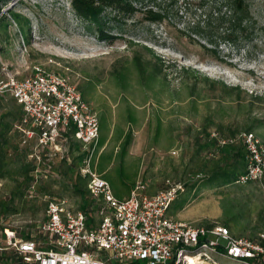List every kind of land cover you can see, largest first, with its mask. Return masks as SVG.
Segmentation results:
<instances>
[{"label": "rangeland", "instance_id": "374dc122", "mask_svg": "<svg viewBox=\"0 0 264 264\" xmlns=\"http://www.w3.org/2000/svg\"><path fill=\"white\" fill-rule=\"evenodd\" d=\"M70 1L11 0L2 9L1 14L7 21L1 20L3 16L0 15V79H4L6 73L22 76L30 73L33 65H43L66 75L77 88L91 82L92 88L88 92L91 95L88 100L90 107L98 117L104 118L108 132L113 130L119 133V130L125 131L130 127L132 133H136V142L131 145L136 153H139L137 133H154L157 110H163L161 133H189L190 125H198L197 119L174 114L177 103L170 101V95L179 86L175 79L178 65H188L197 70L189 75L191 79L196 77L202 80L206 77L209 80L241 85L249 93L253 91L264 94V0H247L255 29L254 43L240 50L222 45L219 53L222 62L180 35L179 30L186 31L188 21L199 18V10L189 6L190 0H131L140 11L129 18L121 17L119 25L111 29L112 33L122 37L113 45L98 40L86 28L75 15ZM11 9L20 13L27 23L24 20L19 23L12 18L8 12ZM158 15L162 18L159 19ZM151 17L157 18L153 20ZM129 39L131 44L127 42ZM141 45L152 49V53L144 50ZM134 53L151 61V55L154 54L166 64L173 65L168 68L169 82H155L152 84L154 90L145 91L134 73L130 87L121 89L112 77V63L120 57L128 59ZM199 85L205 86L202 82ZM182 93L185 95V90ZM6 98L11 99L8 95ZM182 106L187 108L185 103ZM128 109L136 117L135 124L127 123ZM257 111L258 116L264 117V104ZM8 133L14 132L11 130ZM254 133L264 145V128ZM7 135L11 137V134ZM19 138L16 136L15 140ZM158 141L161 146L168 144L164 134H161ZM59 144L58 148L50 149L52 158L49 171H42L43 165H39L37 179L24 197L20 213L7 212V218L2 221L7 230H30L34 234L44 217L47 199L52 197L66 198L69 205L77 208L79 199L72 191L71 184L75 180L76 171L81 172L86 161L79 160L77 150L64 141ZM16 183L15 179L0 180V199L11 195ZM262 187L264 179L261 183L252 181L219 189L202 188L197 194L201 201L193 206V211L198 215L197 218L210 217L207 220L212 225L229 226L242 221L251 224L261 203L264 205ZM236 213L238 220L233 218ZM202 220L193 223L200 225ZM3 239L4 236L0 234V246ZM0 252V264H19L11 250L2 249ZM103 258L105 264H113L115 261L108 255ZM209 263L241 264L225 257H218L215 263Z\"/></svg>", "mask_w": 264, "mask_h": 264}, {"label": "built area", "instance_id": "2783aa9c", "mask_svg": "<svg viewBox=\"0 0 264 264\" xmlns=\"http://www.w3.org/2000/svg\"><path fill=\"white\" fill-rule=\"evenodd\" d=\"M51 61V60H50ZM8 94L22 107L17 125L21 144L31 140L28 159L33 161L35 180L39 165L48 172L51 148L59 147L60 127H73V135L94 150L99 137V118L70 79L43 65H33L22 76L6 73L0 79V96ZM216 134V133H215ZM213 134V135H215ZM246 149L245 171L237 183L264 179V145L254 132L241 133ZM224 143V141H221ZM87 190L98 203L97 222L87 225L83 211L66 198H49L44 218L37 226V238L24 239L5 229L4 247L24 264H105L104 255L119 264L140 259L145 264H211L216 258L241 264H264V229L257 239L238 237L227 226L194 224L172 219L167 210L184 191L181 181L167 179L165 187L147 194L136 183L125 198H117L107 180L89 166ZM264 200V187H262ZM1 248V247H0Z\"/></svg>", "mask_w": 264, "mask_h": 264}, {"label": "trees", "instance_id": "16d2710c", "mask_svg": "<svg viewBox=\"0 0 264 264\" xmlns=\"http://www.w3.org/2000/svg\"><path fill=\"white\" fill-rule=\"evenodd\" d=\"M10 1L0 0V15H2V9ZM70 4L75 15L85 24L86 28L95 34L98 40L107 42L109 45H113L116 40L122 38L116 33H112L111 30L119 25L120 18L132 17L140 11L131 0H71ZM190 5L195 10H199V18L188 21L186 23L187 32L179 30V33L189 42H195L214 59L222 62L219 55L222 45L240 50L241 48L246 49L249 44L254 43L255 29L252 26V13L247 0H190ZM8 12L17 22L21 23L24 20L27 23L20 13L14 12L13 9ZM2 16L1 20L7 21V18ZM158 17L162 18L161 15ZM155 18L157 17L152 19L156 20ZM190 35L196 37L197 40ZM127 42L132 43L130 39ZM141 46L147 52L152 53V49L149 47ZM151 57L153 61L134 53L128 59L120 57L114 61L111 72L118 86L125 90L129 88L134 73L145 91L154 90L152 84L155 82H169L170 71L168 68L173 65L166 64L164 60L157 58L154 54ZM176 70L175 79L179 86L173 89V93L170 95V101L177 103L174 114L199 120L198 125L193 123L189 127V133H195L194 147L189 162L194 164L197 174L201 172L206 174L194 185L200 188L219 189L239 184L236 180L244 173L246 166V149L240 135L264 128V117L257 115V109H261L264 104V94L253 91L249 93L241 85L228 84L214 79L209 80L206 77H203L202 80L196 77L191 79L189 75L194 74L197 70L188 65H178ZM201 82L205 84L204 87H200ZM91 84L89 82L78 87L83 98L91 90ZM183 90H185V95L182 93ZM6 95L8 94L0 96V180L15 179L17 183L11 191V195L0 199V234L2 237L5 236L4 230L6 229V226L2 225V221L7 218L8 211L20 213L22 210V201L35 181L33 171L36 167L33 161L28 159L32 141L21 145V133L17 128L23 115L22 107L10 95L8 96L11 99L8 100ZM183 103L187 105V108L182 106ZM162 111L157 110L155 113L154 133L162 131L164 121ZM98 118L100 132H108L104 118ZM127 123L129 125L136 123V117L130 109L127 111ZM71 128L74 131L73 127ZM11 130L14 133H8ZM118 132H122V130ZM125 133L121 145L122 154L126 152L130 144L131 128L129 127ZM211 133H216V136H212ZM7 134H11V137ZM16 136L20 137L17 141L15 140ZM219 140L224 143H219ZM75 149L79 160L83 159L82 162H84L86 153L80 152L78 148ZM76 172L75 180L71 184L72 191L79 199L76 209L84 212L87 225L92 227L97 222L98 203L88 193V175H81L79 170ZM237 217L238 213L233 214L234 219L238 220ZM201 224L212 225L206 220ZM226 226L229 228L228 224ZM12 230L20 238L38 237L36 234L33 237L30 230ZM249 238L255 240L258 236ZM0 247H4V239ZM13 256L19 264H24L20 258L15 257L14 254ZM113 264L119 263L114 261ZM122 264H145V261L135 259Z\"/></svg>", "mask_w": 264, "mask_h": 264}, {"label": "crops", "instance_id": "0c3cea01", "mask_svg": "<svg viewBox=\"0 0 264 264\" xmlns=\"http://www.w3.org/2000/svg\"><path fill=\"white\" fill-rule=\"evenodd\" d=\"M83 99L88 103L91 95ZM125 132L126 130L119 133H114L113 130L107 133L99 132L98 141L91 156L87 145L74 137L72 128L60 127L58 141H64L69 147L85 152L87 158L89 155L90 168L109 182L113 194L120 199L127 197L136 183L144 186L145 193L155 194L165 187L167 179L183 182L185 189L171 202L167 214L174 220L191 223L199 219L208 221L210 217L197 218L198 215H195L193 211V206L201 201L197 198V194L202 188H206L194 185L206 173L197 174L194 164L189 162L195 133H137L139 153L131 148V145L136 142L134 141L136 133H132L130 144L126 152L122 154L121 145ZM161 134L168 139L166 146H161L158 141ZM213 134L215 133H211L212 136H216ZM156 136H158L157 139ZM229 229L238 237H257L264 229V205L261 203L253 223L246 224L242 221L229 225Z\"/></svg>", "mask_w": 264, "mask_h": 264}, {"label": "bare ground", "instance_id": "6f19581e", "mask_svg": "<svg viewBox=\"0 0 264 264\" xmlns=\"http://www.w3.org/2000/svg\"><path fill=\"white\" fill-rule=\"evenodd\" d=\"M190 262H192L193 264H195V260L192 257H189Z\"/></svg>", "mask_w": 264, "mask_h": 264}]
</instances>
